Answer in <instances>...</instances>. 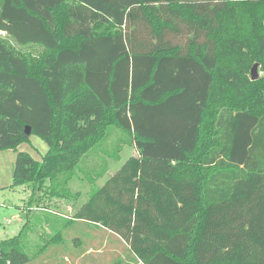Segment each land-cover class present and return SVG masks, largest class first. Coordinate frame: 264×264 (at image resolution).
Masks as SVG:
<instances>
[{
    "label": "trees",
    "instance_id": "obj_1",
    "mask_svg": "<svg viewBox=\"0 0 264 264\" xmlns=\"http://www.w3.org/2000/svg\"><path fill=\"white\" fill-rule=\"evenodd\" d=\"M111 128L136 155L64 211ZM32 135L41 160L19 150ZM9 149L12 187L32 186L27 218L90 223L142 264H264V0H0ZM28 224L0 241V264L31 261Z\"/></svg>",
    "mask_w": 264,
    "mask_h": 264
},
{
    "label": "rangeland",
    "instance_id": "obj_2",
    "mask_svg": "<svg viewBox=\"0 0 264 264\" xmlns=\"http://www.w3.org/2000/svg\"><path fill=\"white\" fill-rule=\"evenodd\" d=\"M2 37L6 38L5 34ZM15 48L33 57H38L42 52L39 48ZM259 74L261 77L262 73ZM111 129L108 140L83 158L76 175L68 181V189L78 195V199L72 210L61 207L64 211L70 213L83 207L95 190L104 186L113 174L136 155L131 143L120 147L122 142L119 141L126 136ZM19 150L41 160L48 146L40 137L32 135L30 142L21 145ZM15 160L16 152L13 149L0 151V241L18 236L29 219V232L27 235L24 233L25 252L31 258L28 264H142L117 236L95 225L87 222L69 223L62 216L43 211L30 213L27 218L24 207L31 196L32 186L12 187ZM41 219H47V224L42 223ZM98 249L100 252H97ZM82 253H85V257L78 259Z\"/></svg>",
    "mask_w": 264,
    "mask_h": 264
},
{
    "label": "water",
    "instance_id": "obj_3",
    "mask_svg": "<svg viewBox=\"0 0 264 264\" xmlns=\"http://www.w3.org/2000/svg\"><path fill=\"white\" fill-rule=\"evenodd\" d=\"M251 75H252V80L253 81H256V80L260 79L259 64H255L253 66L252 71H251ZM26 133L28 135H30L31 134V129L30 128H27Z\"/></svg>",
    "mask_w": 264,
    "mask_h": 264
},
{
    "label": "crops",
    "instance_id": "obj_4",
    "mask_svg": "<svg viewBox=\"0 0 264 264\" xmlns=\"http://www.w3.org/2000/svg\"><path fill=\"white\" fill-rule=\"evenodd\" d=\"M20 148H21V146H20ZM24 212L26 213L25 210H24ZM66 218H67V217H66ZM41 220H42V219H41ZM41 220H40V221H41ZM44 220H45V221H44ZM46 220H47V219H43V220H42V223L46 222ZM46 224H47V222H46ZM42 236H43V235H42ZM42 236H41V237H42ZM14 237H16V236H14ZM7 239H8V238H7ZM1 241H2V240H1ZM84 254H85V253H82L81 255H79L78 259H80V258H84V257H85Z\"/></svg>",
    "mask_w": 264,
    "mask_h": 264
}]
</instances>
